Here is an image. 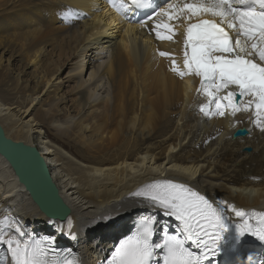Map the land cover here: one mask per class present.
I'll return each mask as SVG.
<instances>
[{
  "label": "bare ground",
  "instance_id": "bare-ground-1",
  "mask_svg": "<svg viewBox=\"0 0 264 264\" xmlns=\"http://www.w3.org/2000/svg\"><path fill=\"white\" fill-rule=\"evenodd\" d=\"M109 1L0 0V123L9 137L40 149L70 207L66 224L48 219L0 156V220L15 217L30 235L38 230L61 235L68 227L69 237L58 240L81 252V264H96L136 218L163 215L132 195L141 185L163 178L226 201L257 224L264 213V179L249 176L264 171V162L259 165L264 133L260 127L256 132L254 108L241 117L202 113L200 105L207 98L197 92L199 78H181L171 71V59L159 55L171 53L183 68L184 25L173 40L156 39L151 21L132 22L136 11L125 16ZM157 1L166 7L165 0ZM112 28L117 35H107ZM104 52L107 58L95 67V57ZM54 56L77 63L80 74L91 63V76L98 75L92 87L83 76L76 81L71 106L62 89L63 65ZM103 80L111 94L100 92ZM44 122L57 130L68 151L45 135L40 128ZM242 126L250 134L234 138V130ZM255 139L259 142L254 146ZM248 143L254 153L237 152ZM223 152L246 165L219 174L215 159ZM236 153L240 155L233 158ZM229 216L233 224L241 222ZM164 217L166 226L179 227L174 218ZM98 219L100 224L93 225ZM242 242L245 254L264 259V243L251 235Z\"/></svg>",
  "mask_w": 264,
  "mask_h": 264
},
{
  "label": "snow or ice",
  "instance_id": "snow-or-ice-1",
  "mask_svg": "<svg viewBox=\"0 0 264 264\" xmlns=\"http://www.w3.org/2000/svg\"><path fill=\"white\" fill-rule=\"evenodd\" d=\"M111 2L125 16L137 10L148 13L157 39L173 40L183 24V68L171 53L159 55L171 59V71L181 78H199L197 92L207 98L200 111L224 117L254 108L253 122L264 131V0H165L166 7L156 0ZM132 195L174 218L179 227L176 234L160 229L163 234L154 241L157 216H142L110 264H160L153 259L159 252L163 264H212L221 251L248 235L264 243V213L253 225L244 210L216 202L186 183L156 180ZM229 213L241 222L233 224ZM0 244L7 246L10 264H81L70 249L58 250L50 236H31L11 216L0 220Z\"/></svg>",
  "mask_w": 264,
  "mask_h": 264
},
{
  "label": "water",
  "instance_id": "water-1",
  "mask_svg": "<svg viewBox=\"0 0 264 264\" xmlns=\"http://www.w3.org/2000/svg\"><path fill=\"white\" fill-rule=\"evenodd\" d=\"M248 134V129L240 128L233 133V137L240 138ZM246 151L250 152L251 147H247ZM0 156L7 161L19 183L24 186L32 201L48 219L63 221L70 215V207L61 197L40 149L9 137L1 123Z\"/></svg>",
  "mask_w": 264,
  "mask_h": 264
},
{
  "label": "rangeland",
  "instance_id": "rangeland-1",
  "mask_svg": "<svg viewBox=\"0 0 264 264\" xmlns=\"http://www.w3.org/2000/svg\"><path fill=\"white\" fill-rule=\"evenodd\" d=\"M112 32V33H111ZM118 33H117V29H114V28H112V30H110V31H108L107 32V35H109V36H115V35H117ZM107 56H108V53H103V54H101V56H99V58H97V57H95V60H94V63H95V67L99 64V63H101V62H103V61H105V58H107ZM55 60H57L58 62H61V64L63 65V69H62V76H63V80H65V83H64V85L62 86V89H63V92H66V94H65V97H67V105L68 106H71L72 105V103H73V100L76 98V92H77V90H75V83H76V81H78V79L80 78L81 79V77L83 76L84 77V80L85 81H87V84L89 85V86H93V83L95 82V80H97V78H98V75H93V77L91 76V73H92V70L94 69V67H93V64H86L85 66H84V68H81V69H83V74L81 73L80 74V71H78V69H77V63H75L74 61H69V59L68 60H63L62 59V57H59V56H54L53 57ZM89 58V57H88ZM90 58H93V56H90ZM103 58H104V60H103ZM101 59V60H100ZM80 74V75H79ZM97 82V81H96ZM101 86L104 88V89H102L100 92H102L103 90L106 92V94H107V92H111V90H112V88H111V86L110 85H108V83H106L105 82V80H103V82H102V84H101ZM74 91V92H73ZM76 91V92H75ZM98 93H99V91H98ZM111 94V93H110ZM102 95H105V93H102ZM111 104L113 103V100H111V102H110ZM239 113V114H238ZM238 113H236V116L238 115L239 117H241V116H243V115H241L242 113L243 114H245V111H241V112H238ZM241 113V114H240ZM238 117V118H239ZM256 126V125H255ZM40 128H42L45 132H46V134L45 135H47V137L49 138V139H52L54 142H56L57 144H59L61 147L62 146H64V147H62L63 148V150L64 151H68V148L66 147V143H64L63 141H60L57 137H56V132H57V130L54 128V127H52V126H49L46 122H44L43 124H42V126L40 127ZM256 128H257V126H256ZM255 130V129H254ZM258 130V128L256 129V132H260V133H264V131H261V129L259 128V130ZM253 135H251V139H253ZM261 137V136H260ZM231 138V137H230ZM58 139V140H57ZM250 139V140H251ZM260 139V138H259ZM258 142H259V140H257L256 141V139L255 140H253L252 141V144H254V146L255 145H258ZM231 144L233 145V146H236V148H235V150L237 149V147H238V145H237V143L235 144V142H234V139L232 140V142H231ZM251 143H248L245 147H252L253 149H252V151H250V152H247V151H245L244 150V148H242V149H240V150H237V152H242V153H249V155L253 152L254 153V151H255V148L253 147V145H252ZM262 144H263V146H264V137L262 138ZM261 147H262V145H259V148L261 149ZM231 148H233V147H231ZM258 149V148H257ZM228 152V151H227ZM227 152L226 153H224L223 152V155H218L217 157H216V159H215V162H217L218 161V163L216 164V169H215V171L216 172H219V174H222L224 171L225 172H227L228 173V170H229V172H233L234 170H238V169H240V168H242L243 167V165H246V164H243V160H240V161H233V160H231L232 158H231V155L229 154L228 156H227ZM235 152V151H234ZM229 153V152H228ZM237 154V153H236ZM234 155L233 156V158H236V156L238 157L240 154H237V155ZM258 154H261V152H259ZM263 154V153H262ZM261 154V155H262ZM262 160H260L259 161V165H261L262 164V161L264 162V156H263V158H261ZM219 162H222V164H220L219 166H218V164H219ZM252 163V162H251ZM253 165L255 166V163H253ZM248 166V165H247ZM264 169V168H263ZM233 170V171H232ZM248 170H249V168H248ZM247 170V171H248ZM253 171V170H252ZM241 173H243V169H242V172ZM230 174H232V173H230ZM246 177H248V175H246ZM249 178L251 179V180H255V181H259V180H263L264 179V171L262 172V171H260L259 173H257V174H255V173H253V174H251L250 176H249ZM259 178V179H258ZM245 179V178H244ZM210 180H214V181H216L217 180V182H220L221 181V179L220 180H218V179H210ZM228 185V184H227ZM229 185L230 186H232V185H235V184H230L229 183ZM228 185V186H229ZM135 186V185H134ZM133 187V186H132ZM132 187H130V188H128L127 189V191L129 190V189H131ZM126 191V192H127ZM125 192V193H126ZM130 202H131V200H129ZM39 211H40V209H38ZM157 216V219H158V225L157 226H160V225H163V224H165V221H166V217H164V215H160V216H158V215H156ZM231 217H233V218H236L235 217V214L234 213H231ZM15 218V217H14ZM21 218H22V216H19L18 217V220L20 221L21 220ZM237 219V218H236ZM99 221H100V219H98V220H96L95 221V223L96 224H94V221H93V225H99L100 223H99ZM10 254L7 252V250H6V253H5V255H4V261H2L0 264H9L10 263V256H9ZM8 260V261H7Z\"/></svg>",
  "mask_w": 264,
  "mask_h": 264
}]
</instances>
